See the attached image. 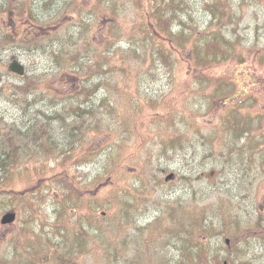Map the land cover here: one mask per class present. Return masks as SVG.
<instances>
[{
  "label": "trees",
  "instance_id": "obj_1",
  "mask_svg": "<svg viewBox=\"0 0 264 264\" xmlns=\"http://www.w3.org/2000/svg\"><path fill=\"white\" fill-rule=\"evenodd\" d=\"M250 1L259 2L131 0L134 12L123 21L118 11L120 1L117 3V0H94L93 3L84 0H0V11H5L7 7L13 14L14 23L23 25L24 28H15V32L5 31L0 22V47L10 43H24L48 55V77L40 81L34 79V89L41 87L48 79L64 84L62 89L55 85L54 90L50 89L51 104H48V108L53 107L55 112L44 113L43 109H37L40 113H35L34 118L16 126L14 131L9 128L10 135L5 128H0V137H6L5 148L0 146V206L9 208L16 198L20 200L19 205L26 203L29 211L32 209L34 214L35 209L42 215V204L49 196L43 202L38 200L48 192L54 191L56 194L53 198V219L50 220L49 215H43L46 227L38 230L31 228L28 223L25 227H20L16 235L11 237L14 242L13 250L8 255L0 254V264H85L86 258L92 254L93 257L95 255L93 260L97 264H252L250 261L257 260L247 259L246 252L241 253L243 248H247L249 241L241 248L238 244L244 243L249 237L264 239V218L259 219L258 224L255 220L252 227L237 229L231 234L227 229L226 215L221 216L217 226L210 225L206 215L210 206L196 204L192 229L182 227L178 230L180 233L175 231L177 227L173 230V234L176 232L179 235L185 231L183 235L188 236L187 240L191 241L185 244L180 242L175 246L173 244L171 247L161 245L155 249V245L151 243L156 240L160 242V235L166 231L165 228H169L171 222L184 219L181 212L187 215L191 213L189 210L195 209L194 200L181 202L186 208L169 212L165 216L169 221L165 224L163 218H156L148 224L137 226L138 232L131 239L126 230L131 223L139 222L138 216L142 208L143 214L145 213L147 202L133 203L132 198L125 199L123 195L134 194V189L138 186L127 190L111 187L109 197L106 193L105 197L99 198L103 201L115 200L116 205L118 204L119 216L114 222L109 217V222L104 223L105 216L102 214L101 219L98 218L97 210L104 206V202L98 205L96 201L91 205L96 198L91 194L94 190L99 192L98 189L102 190L116 181L113 179V169L117 163H126L127 166L131 154L158 134L148 128V125L183 120L186 114L182 110L190 112L191 98L196 94L201 95L199 103L204 104V107L227 104L228 94H232L234 90L220 88L236 87V82L215 71L233 58L238 42L222 35L220 27H235L237 19L244 17ZM193 7L209 16L202 29L196 23L189 24L196 21L195 17L188 14L186 21L181 17L182 12ZM98 14L105 21L101 23L104 32L100 46H96L95 41L91 43L88 40L91 24L98 21ZM210 24H217V28L208 29ZM123 39L128 43L126 48L118 44ZM175 50L181 54L186 53L189 59L191 74L185 78L184 84H176L167 77L170 87L153 93L141 89L143 81L139 77L130 80L122 78V81L114 77L113 73L118 70L134 68L130 60L139 55H142L143 61L149 57L146 60L148 64L141 72L148 73L152 80L160 79L155 76L156 71H163L165 76H169ZM3 67L8 71L7 65ZM109 75L114 78L113 82L108 81ZM24 86V93H29L31 85ZM15 88L21 90L22 86L15 85ZM99 93L101 97L96 98ZM19 97L20 94L17 93L15 98ZM23 100L28 101L26 97ZM252 103L249 100L245 109L253 110ZM30 104L36 105V101L33 99ZM236 108L233 107L231 112L228 107L223 112V119L229 120L228 127L236 131L238 137H247L242 145L235 148L238 150L236 155L228 149V155L233 157L230 173H233L231 168H234V176L240 163H243L242 151L247 152V162L257 159L259 151L258 143L255 149H250L251 142L255 141L254 134L257 135L258 131V110L255 124L254 120H249L254 115L240 110L234 112ZM190 113L196 122L198 112ZM90 114L96 116L89 119ZM47 119H55L57 122L50 124ZM100 131H119V141L113 150L117 156L110 152L105 158V163L109 164L110 172L113 173L103 171L104 176L95 177L91 181L81 180L76 169L94 151L88 145L89 135ZM220 134L218 130L217 137ZM159 135L162 143L157 150L158 157L154 160L157 171L176 170L183 179H189V174L194 173L193 165L188 168L190 170L185 167L190 165L189 162L182 163L186 168L185 173L182 169L162 164L160 159H170L166 158L170 152L178 154V150L186 151V146L183 145L185 138L179 135V131ZM228 135L233 138V134ZM127 140L131 141L128 146ZM210 141L213 145L214 140ZM1 142L3 139H0ZM259 165L264 171V161ZM107 174L108 177L104 178ZM34 193L37 195L36 207ZM153 203L161 204V201L155 198ZM70 211L71 214L66 216ZM66 226L71 230V236L61 228ZM153 230H157L155 237L151 233L152 239L146 241L144 238ZM18 234L21 242L17 240ZM220 237H224V240L221 239L222 243H213L214 238ZM226 237L229 238L228 244L225 243ZM16 243L25 249L19 260L16 259L19 256L15 250ZM174 247L179 250L178 255L174 252V255L165 253V249ZM94 249L101 254V260L98 257L100 254H94ZM147 258L157 260L141 263V260Z\"/></svg>",
  "mask_w": 264,
  "mask_h": 264
},
{
  "label": "rangeland",
  "instance_id": "obj_2",
  "mask_svg": "<svg viewBox=\"0 0 264 264\" xmlns=\"http://www.w3.org/2000/svg\"><path fill=\"white\" fill-rule=\"evenodd\" d=\"M84 1L93 3L94 0ZM119 1L120 6L118 11L120 12V17L123 21H126L134 12L130 2L131 0H117V3ZM193 9L196 12L194 13L196 21L193 23L189 22V24L196 23L199 29H202L208 21L209 16L203 14L201 9L195 7H193ZM66 16H63V18ZM181 17L183 21H186L188 19V13L182 12ZM0 22L5 31L11 30L15 32V28L24 30L23 25L14 23L13 14L8 11L7 7L5 11H0ZM103 22L105 23L103 16L98 14V21L96 20L91 24L92 30L88 40L91 43L95 41L96 46H100L102 32H104V28L101 26ZM234 25L235 27L222 26L220 28L222 35L238 42L237 50L234 52V56L231 60L220 65L219 69L215 71V73H220L221 76H225L227 79L236 82V87L225 86L224 88H220L221 90H234L232 94H228V96H234L228 98V105L224 107L220 103L214 104L212 107H204V104L199 103L201 95L196 94V96L191 98L192 104L190 105V112H198L196 115V122L198 121V124L194 122L188 110L183 111L181 109L182 112L186 114V117L181 121L177 120L174 123L169 120L168 123L156 122L152 125H148V128L156 131L158 134H155L152 139L148 140L143 146L131 154L132 156L127 160V166L126 163L122 165V163H117L116 160L117 166L113 169L115 172L113 179L116 181L106 185L102 190L98 189L99 192L94 190L91 193L96 197L93 199L94 201L91 202L92 206L96 201L98 205L104 202V206H99L100 208L97 210L98 218L101 219V214L105 216L104 223H108V219L110 218L111 221L114 222L119 216L118 204L116 205L115 200L105 199L103 201L99 199L105 197L106 193L109 197L111 194V187H119V189L127 190L128 188L134 189L136 185L138 188H136V190L134 189V194L128 195L125 193L123 195L124 198H132L133 203L150 202L156 206V215H148L147 209L143 214L142 208L138 216L139 222L131 223L126 230L130 239L138 232L137 226L148 224L155 220L157 216L162 215L164 204L177 197L181 202L190 201L192 199L198 205L210 206V208L206 210L207 221L210 225L217 226L221 216L226 215V217H228L227 229L231 234H234L237 229L248 228V226L252 227L254 226L253 222H255V220H257L258 224L259 219L264 218V175L260 172L256 159L247 162V152L245 151L241 153L243 163H240L241 166L238 168L237 174L234 176V168H231L233 173H230V163H232L233 157L228 155V149L232 151L233 155H236L238 150L235 148L242 145L247 137H243V139L241 136L238 137L236 131L228 127L227 123L229 120L223 119V112H226L228 107L231 112L233 111V107H237L234 112L240 110V112H246L248 115H254L253 117H249V120H254L256 124V110L260 111V104L264 105V57H262V54H264V0H259L258 3L250 1L245 9L244 17L241 19L238 18ZM216 28L217 24H210L208 27L210 30ZM234 28L235 31L233 32ZM118 44L123 48L128 46L127 41L124 39L119 41ZM32 47L33 46H28L24 43H22V45L10 43L9 45L0 47V128H5V131L8 132L9 135V128L14 131L16 126H21L24 122L34 118L35 113H40L37 109H43L44 113L55 112L53 107L48 108V104H51L50 95L52 94V90H54V85L56 88H64L63 83H54L55 81H49L48 79L41 84V87L34 89V79L40 81L48 77L47 70L48 67H50V60L46 53L34 50V47ZM13 56H16L24 64V75L19 76L12 72L5 71L3 66L7 65ZM132 58L130 63L134 65V68L114 72L115 79L122 81V78L130 80L139 77L143 81V85L140 86L141 89L149 90L153 93L170 87V85H168L169 78L167 77H170L176 84H184L186 82L185 78L191 74L187 54H181L180 51L178 52L175 50L172 55L173 59L171 61L173 66L169 76H165L163 71H160V73L156 71L155 76L160 78L158 80H152L148 73L141 72L143 70L142 68L148 64L146 60L149 57H147L145 61H143L142 55ZM138 63H143L144 65H139ZM108 81H114L112 75H109ZM26 84H30L32 87L29 93H24V85ZM15 85H21L22 89L15 88ZM9 86L11 87L8 88ZM197 89L198 87L196 86V90ZM17 93L20 94L19 98H15ZM100 94L101 93L95 97L100 98ZM24 97H26L28 101L23 100ZM33 99L36 101V105L30 104L33 102ZM249 100L253 101L251 107L253 110L245 109ZM53 121L57 122L55 119H53ZM11 124L13 126H11ZM192 125H195V128H192ZM224 128L233 132H228ZM218 130L221 132L219 137H217ZM172 131H179V135L185 138L183 145L186 146V151L183 152L182 150H178V154L170 152L166 155V158L169 157L170 159L160 158L161 163L165 164L166 162L165 165H168L170 168L182 169L185 173L186 168L190 170L188 168H191L190 166L193 165L194 173L191 179H183L178 175L176 170L157 171V163H155L154 160L158 157L157 150L162 143L159 134H170ZM118 132L119 131H100L89 135L88 145L94 151L93 153H89L90 155L85 161L78 165L76 174L79 175V179L91 181L95 177L104 176L102 174L103 171L110 172L109 164L105 163V158L110 152L117 156L113 150H115L116 143L119 141ZM228 133L233 134V138L231 135H228ZM0 139H3L0 146L5 148L4 143L6 137H0ZM210 140H214L213 145ZM254 140L255 141L251 142L250 149H255L256 147V133L254 134ZM130 142V140H127L126 146H128ZM233 149L235 150L233 151ZM185 161L190 163V165L188 164L185 166L186 168L182 164L185 163ZM113 171L109 174H112ZM171 172L173 173V177L169 180H165V176ZM109 174L104 178H107ZM135 181H137V183ZM136 191L141 193H136ZM36 196V193H34V207L38 204L36 202ZM47 196L49 197L45 200ZM55 197L56 194L52 191L46 193L38 200L39 202L45 200L42 204V215L38 214L35 209L33 214L31 211L32 209H30V211L28 210L29 208L26 203H24V205H19L20 200L16 198L12 201L13 205L9 208L0 206V217L7 210H14L17 215L15 221L11 224L0 223V254L8 255V253L13 250L14 242L11 240V237L16 235L20 227H25L27 223L31 228H36L37 230L40 229V227H46V219L43 215H49V219H53L55 205L53 198ZM155 198H159L161 204L153 203ZM111 202L113 204H111ZM14 205L16 206L13 207ZM151 213L153 214L154 212L150 210V214ZM68 214H71V211L66 213V216H68ZM188 215L190 219H193L194 215L196 217V212L189 213ZM163 219V224L169 221L168 217H164ZM189 222V219L171 222L169 228H165L166 231L162 232L160 235L158 239L160 242L156 240L152 242L151 245H155V249H158L161 245H169L170 247L173 244L174 246L179 245L180 241L174 237L173 230L177 227L175 231L179 232L182 227H187ZM61 228L65 230L67 235L71 236V230L67 226L66 228ZM156 232L157 230L149 232L144 239L150 241L152 239L150 234L153 233V237H155ZM184 233L185 231L181 233V242L183 244L186 242L185 237H188L184 236ZM221 239L224 240V237L214 238L213 243L216 241L222 243ZM17 240L21 242L19 234L17 235ZM246 243L247 247L251 246L252 248L258 249L260 252L259 255L253 257L257 260H252L250 262L252 264H264V239L249 237L244 243H239L238 245L241 248ZM15 250H17L19 254L16 259L19 260L20 257H23L25 249H23L22 245L16 243ZM247 250V248H243L244 252L242 251L241 253H247ZM173 251L175 255L179 254V250L175 247ZM95 253H97V255L100 254L94 249V254ZM92 255L86 258L85 264H87L88 261L96 263L93 260L95 255L94 257ZM98 257L100 258L99 260H101V254Z\"/></svg>",
  "mask_w": 264,
  "mask_h": 264
},
{
  "label": "bare ground",
  "instance_id": "obj_3",
  "mask_svg": "<svg viewBox=\"0 0 264 264\" xmlns=\"http://www.w3.org/2000/svg\"><path fill=\"white\" fill-rule=\"evenodd\" d=\"M187 13L191 16V17H193L194 18V13H196L195 11H194V9H189L188 11H187ZM94 116H96V114H90L88 117H89V119H91V118H93ZM47 121L50 123V124H53L54 123V121H53V119H47ZM17 134V133H16ZM17 137H18V134H17ZM165 164H166V162H165ZM191 176L192 175H190L189 174V179H191ZM193 179V178H192ZM183 203H185V202H183ZM145 209H147L148 210V215H156L155 213H156V211H157V208H156V206H154V204H152V203H150V202H147V203H145ZM164 209H163V214L162 215H160V216H157V218H164L167 214H169V212H171V211H175V210H180L181 211V209H185L186 207L181 203V201L179 200V198L177 197V198H174V199H172L171 201H168L167 203H165L164 204ZM194 210H189L191 213H195V211H196V203L194 204ZM150 210H152L154 213L152 214H150ZM182 213V216L184 217V219H189L190 220V222H189V224H188V227L187 228H189V229H192V227H193V224H194V217H193V219H190L189 218V215H187L186 213H183V212H181ZM178 233H180V232H178ZM178 233H176V232H174V237H176L180 242H181V238H182V236L181 235H179ZM188 238L187 237H185V240H186V242H188V240H187ZM191 241V240H190ZM173 249L172 248H168V249H165V253L166 254H168V255H174L173 254ZM155 259L157 260V258H147V259H143V260H141V263H144V262H154L155 261Z\"/></svg>",
  "mask_w": 264,
  "mask_h": 264
},
{
  "label": "water",
  "instance_id": "obj_4",
  "mask_svg": "<svg viewBox=\"0 0 264 264\" xmlns=\"http://www.w3.org/2000/svg\"><path fill=\"white\" fill-rule=\"evenodd\" d=\"M9 69L17 74L24 73V65L18 61L17 59H13L9 64ZM171 175L166 176L168 179ZM15 219V212L14 211H7L2 214L0 221L1 223H11ZM228 241V240H227Z\"/></svg>",
  "mask_w": 264,
  "mask_h": 264
}]
</instances>
